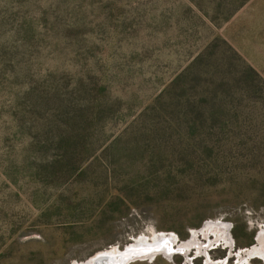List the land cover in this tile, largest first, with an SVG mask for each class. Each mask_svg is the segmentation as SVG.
<instances>
[{"label": "rangeland", "instance_id": "1", "mask_svg": "<svg viewBox=\"0 0 264 264\" xmlns=\"http://www.w3.org/2000/svg\"><path fill=\"white\" fill-rule=\"evenodd\" d=\"M241 1L0 0V264L163 233L127 264H264V0Z\"/></svg>", "mask_w": 264, "mask_h": 264}, {"label": "bare ground", "instance_id": "2", "mask_svg": "<svg viewBox=\"0 0 264 264\" xmlns=\"http://www.w3.org/2000/svg\"><path fill=\"white\" fill-rule=\"evenodd\" d=\"M208 227H209L208 232L212 231L213 233H215L216 241L220 239L222 240L224 239L225 241L229 242V239H230L228 235L229 232L227 231L228 229L223 224H213ZM203 232L205 233V231ZM158 235L159 234H155L151 242L148 241L147 238L145 237L146 238L145 240L147 241V243H140L139 245H135L134 247H132L133 249L129 253L128 252L126 253V256L124 257V259L130 257L131 255L132 256L135 255L136 257L140 255H146V256L148 255V256H151V258H153V256L155 255L157 251H163L169 255V251H171L172 244L175 241L174 237L172 235H166L165 237L158 238ZM161 235H165V234L163 233ZM259 239L264 241V233H263V236L260 237ZM116 262L121 263L122 259H118L116 260ZM91 264H94V263H91ZM95 264H112V261L109 260V261L101 262L98 260Z\"/></svg>", "mask_w": 264, "mask_h": 264}, {"label": "water", "instance_id": "3", "mask_svg": "<svg viewBox=\"0 0 264 264\" xmlns=\"http://www.w3.org/2000/svg\"><path fill=\"white\" fill-rule=\"evenodd\" d=\"M213 224H221V221H211V220H209V221H206L203 224V226H204L205 229H208L209 228L208 226L213 225ZM263 233H264V224L259 229V232H258V235H257L258 240H259L260 237L263 236ZM166 235H172V234H165V235L159 234L158 238L165 237ZM193 238H195V233H193ZM145 239H146L145 236H139L136 239H133L132 244L127 246L124 251H120L118 248H116V249H111V250H108V251H104V252L98 253L95 256H93L86 264H91V263L95 264L98 260L101 261V262L102 261L105 262V261L111 260L112 264H127L129 261H131L133 259H144V258L151 259V256H148V255L147 256L146 255H140V256H137V257L135 255L134 256L131 255L130 257L124 259V257L126 256V253L127 252L129 253L133 249L132 247H134L135 245H139L140 243H147V241ZM172 248H173V246H172ZM173 251H174V248L171 251H169V255L170 256L173 253ZM159 253H162L164 255L169 256L165 252L157 251L153 257H155ZM144 256H146V257H144ZM118 259H122V262L121 263L116 262V260H118ZM72 264H78V263L74 262ZM80 264H85V263H80ZM211 264H222V263L216 262V263H211Z\"/></svg>", "mask_w": 264, "mask_h": 264}, {"label": "trees", "instance_id": "4", "mask_svg": "<svg viewBox=\"0 0 264 264\" xmlns=\"http://www.w3.org/2000/svg\"><path fill=\"white\" fill-rule=\"evenodd\" d=\"M248 0H242L241 3L236 7V9L240 6H242L245 2H247ZM233 12V10L231 12L228 11V13L225 15L226 17L229 16L231 13Z\"/></svg>", "mask_w": 264, "mask_h": 264}]
</instances>
